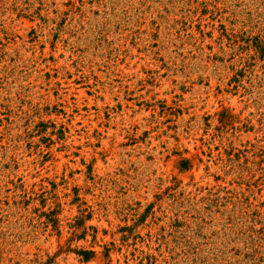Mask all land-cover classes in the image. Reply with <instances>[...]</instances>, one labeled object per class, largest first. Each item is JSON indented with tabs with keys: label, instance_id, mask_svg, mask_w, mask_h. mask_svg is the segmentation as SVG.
Listing matches in <instances>:
<instances>
[{
	"label": "rangeland",
	"instance_id": "374dc122",
	"mask_svg": "<svg viewBox=\"0 0 264 264\" xmlns=\"http://www.w3.org/2000/svg\"><path fill=\"white\" fill-rule=\"evenodd\" d=\"M0 264H264V0H0Z\"/></svg>",
	"mask_w": 264,
	"mask_h": 264
}]
</instances>
